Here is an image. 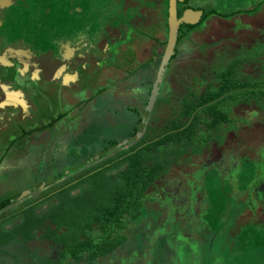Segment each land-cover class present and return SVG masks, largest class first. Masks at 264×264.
I'll return each mask as SVG.
<instances>
[{"label": "flooded vegetation", "instance_id": "af4514ba", "mask_svg": "<svg viewBox=\"0 0 264 264\" xmlns=\"http://www.w3.org/2000/svg\"><path fill=\"white\" fill-rule=\"evenodd\" d=\"M17 1L18 0H8V4L3 7L0 6V194L4 197L0 200V225L3 230H9L14 223L21 222L20 217H11L12 219H8L9 221L7 220L5 223L2 221L4 218L9 217L13 208L20 207L26 200H35L36 197L39 199L42 191L48 188H46L44 184L46 177L52 175L53 178L52 186H49V188L60 185L63 181L73 177V174H69L72 169H77L76 171L79 172L85 171L106 157L99 151L92 157H87L75 165H69L66 159L69 152L67 142L70 138L74 137L75 139L82 133L84 122L94 118L92 114L96 112L97 109L95 104L89 106V97L92 96L91 91L93 89L97 90H95L97 96L93 99L94 103L99 97L106 100L108 96L104 97V95L109 94V96H113L111 90L116 89L122 82H125L124 79L121 80L122 77L126 76L128 78L127 75L129 72L132 74V66H135V59H130L131 57L130 55L127 56L126 50L124 51V54H126L125 58H119V56L122 55V50L121 48H119L121 51L119 49L117 50V44L119 43L117 40L120 36L117 28L107 25L93 26V22L99 17L95 16L94 13L89 10V8L96 7L95 4L93 5V0H58V3H63L62 6L64 8H67L68 6L73 7L74 4L76 5L74 6L73 11H71V9L68 13H74L77 16L75 20L78 21V25L77 27H74L76 30L69 28L68 24L64 31L63 27L58 30L59 33L65 32V39H62V36H58L59 38H51L46 35H44L42 39L40 37H37L36 39L35 34H33L35 33V30L31 31V36H28L29 41L30 37H33L32 43L37 42L38 45L45 46L41 49H38L39 47H37V49L32 48L29 46V43H26L24 28H22L23 31L19 28L17 30L18 32L15 33L12 30L13 28H9L10 25H6L9 23V21L7 23L8 18H6L5 15L6 9L9 8V6L11 7V5ZM203 1L205 2L206 0ZM203 1L197 2L196 0H190L186 7L181 11L178 9L180 3H177V16L180 18L186 11L185 9L201 11L195 10L194 8L196 6H201ZM23 2L25 3V0H23ZM207 2L210 5L208 10L213 9V6H216L217 4L216 0H207ZM58 3L51 6L54 11L56 10ZM79 4H81L82 10H78L77 5ZM188 4L191 6H188ZM51 8L48 9L50 12H52ZM261 8L263 7L261 6ZM211 18L207 17L204 25L210 24ZM215 18L216 16L212 19ZM120 19L121 18L117 17V20ZM221 19L226 20L225 18ZM50 25L55 24L46 23V20H39L34 24V29L37 30L38 28L45 27V29L48 30L50 29ZM195 25L193 24V26ZM181 26L182 25L180 24L178 35ZM9 29L12 33L9 32ZM86 29H88V32ZM186 46V40L180 43L176 41L174 48V51H176L175 55L171 56L167 65L168 67L173 66V69H171L172 72H176L177 67L187 59L185 52ZM246 47L248 49L249 45ZM112 49H115V53L110 52ZM112 58L113 62H110ZM122 72H125V74L120 76ZM107 74H111V78H114V80L117 79V81H113L116 84V88H114V86H106L105 84H95L94 81L91 80L92 77L94 78V75L104 77L108 76ZM143 74L146 76V72H143ZM194 78L195 77L191 76L189 79L191 83L187 84V86L196 81ZM156 79L157 72L156 75L155 73L153 75L150 73V75L143 81L139 79L137 86L140 83L146 85L147 88L143 91L147 93L149 91L148 88L150 86L152 88ZM197 79L198 82H201V78ZM102 81L99 80V82ZM183 82L185 83L184 79L183 81H180V84H183ZM91 86H95V88L89 89ZM129 86H132L131 83ZM187 86L183 85V87L186 88V95L189 93ZM142 87L144 86H141V88ZM196 87L197 90L203 91L201 85L198 84ZM192 88H194V84ZM161 89L160 93L158 92V95L156 96V100L158 97H162V93H168L165 89ZM117 100L119 101L117 102ZM120 102V99L115 97L113 98V104L111 102H106L107 104L105 107L107 105L115 107V105ZM153 106L154 103L152 107ZM165 107L167 106L165 105ZM139 108L140 107L137 108L139 115L134 118L135 109L131 106L126 107V110L128 109L132 111L130 116H133V119L129 120L128 123L133 124L137 118L140 119L142 123L145 122V119L141 116V109ZM145 109H147V107ZM178 111H174V114L176 115ZM93 120L94 119H92L91 122L86 123V125L88 126L90 123H93ZM159 121L158 118L155 124L160 127L158 124ZM165 123L166 122L161 121V126L163 127ZM148 124L153 126L152 115L147 118L146 126L138 129L137 135L139 134V136L137 137L136 135V139L143 136ZM86 125L84 127H86ZM225 127L227 128V124ZM139 130L143 131H140L139 133ZM228 133L229 132L225 133L226 140L220 147H217L216 144H214L211 145L209 149L204 150L201 154L192 155L191 158L193 163L189 164V166L186 164L170 165L164 172L161 180L156 182L160 184L161 190L159 192H163L165 197L163 200L160 199L155 201L157 209L160 211V214L155 216V221L157 223L156 226L153 227L152 222L148 220V237L152 236L153 238L158 236V239H156L157 241L154 240L150 255L147 251L144 256L142 255L144 262L146 260L148 264H162L163 261V264H180L186 258L187 252H189L184 251V247H188L192 242L202 241L196 234L198 233L197 231H211V233L212 231H215V234L222 230L225 232L227 230V223L230 222L228 220L230 218L229 216H232V222H235L234 220L237 218L236 215L239 213H242L243 217L246 212H250L254 215L253 207L255 205L253 204L251 197L254 196V198L259 199L260 195L264 193V186L261 182V177H264V172L260 173V171H258L259 178L257 179V182L249 184L245 189V191H247L245 194L246 199L238 198V195L235 194V199L241 201L240 210L238 211V206L234 207V209L236 208L235 214H233L232 211L231 215L228 209L229 207H232L231 202L234 197L230 198V203H228L227 209L223 214L225 219L223 222L225 223L224 228L215 229V227H217L215 221L211 222V219L205 220L202 218L209 207L204 208V213L200 210L196 211L198 197L202 194V197L204 198L206 194L204 184L205 179H207V174L209 175V173L212 172L213 175H217L221 179L224 178L231 180L237 164L242 167L244 164L253 161L252 155L254 156L255 154L252 153L257 149L253 152L248 149L247 152L249 155L247 156L245 153L241 152V155L233 157L234 160L229 154H225L220 160L221 165L218 166L216 164L213 155L215 151L218 152L221 147L227 144ZM68 136L71 137L67 139ZM39 141L44 142V145L39 143ZM121 142L125 143L121 145ZM121 142H119V145L123 148L127 147L128 144H131L129 139L122 140ZM53 145H55V147ZM165 146L167 145L165 144ZM49 147L50 149H48ZM47 152L52 154L47 156ZM112 153H109L108 155ZM261 154L264 155L263 150L261 151ZM255 156L257 157V155ZM181 159H183V157L180 158V160ZM256 160L258 161V158ZM51 162L56 169L52 168V171H50L47 176L44 175L43 178L38 179L39 172L41 173L40 167L47 166L51 168ZM205 162L206 165H204ZM227 162L228 164H226ZM56 163L59 164L58 167ZM257 163L260 164L261 161ZM185 166L192 168L189 170L190 172L181 173V171H178L177 176L172 179L169 178V174H171L174 168H184ZM58 169L64 170L67 174L65 179L61 180L60 178H56L54 172L56 170L58 171ZM113 171L116 170L113 169L112 171H108L107 175ZM221 173L225 175H221ZM227 182H230V184H227ZM238 182L239 181L237 180L233 183L232 181L223 180L219 187L225 188L228 185L231 187V190H233V187L237 189L240 185V182ZM86 186V184L82 185V187ZM18 188L27 193L26 198H23V200H20L19 202L13 201L12 203H8L10 197L7 198V192H14L13 190H18ZM75 190L78 189H73L71 192ZM222 191H224V189H222ZM237 192L241 193L244 191L241 190L239 192V190H237ZM158 195L160 198V194ZM207 198L208 197L204 198L206 205L210 202ZM56 202L57 200L54 199L53 203L55 204ZM213 206L215 205L213 204ZM220 207L221 205L214 208L220 209ZM212 210L214 209L211 207L210 211ZM35 212L39 214L37 209ZM247 217H249V220H246L247 223L255 226L256 223H254L250 216ZM251 217L253 216L251 215ZM242 219L245 221L244 218H241L240 220ZM209 221L212 227L209 226ZM238 223H235V226L238 228L240 227L242 230L253 228L251 225H246L247 223ZM254 229L257 230L256 228ZM227 232L231 234V236L234 234L229 231V228ZM242 233V237L241 234L238 236L241 241L246 239L245 236L248 234L246 230ZM252 233L251 235L254 237V233ZM254 240H257V236L254 237ZM157 244L165 246L162 262L159 261L160 258H155ZM0 248H3V250L6 249L4 246ZM0 251L3 252L1 249ZM134 252L135 250L130 253H133L134 255L136 253ZM3 255V253H0V258L3 257ZM134 256L136 257V254ZM1 262L2 264L4 263L3 261ZM128 264L131 263L129 262Z\"/></svg>", "mask_w": 264, "mask_h": 264}, {"label": "trees", "instance_id": "16d2710c", "mask_svg": "<svg viewBox=\"0 0 264 264\" xmlns=\"http://www.w3.org/2000/svg\"><path fill=\"white\" fill-rule=\"evenodd\" d=\"M260 2L258 1V8L261 6ZM206 4H209L207 0L194 9L203 11L205 16L207 13H215L214 15L226 19H231L237 13L243 15L255 11L239 8L219 13L214 9H203ZM120 5L121 11L124 12V3L118 4L116 8H120ZM140 13L144 15L143 11ZM136 14L132 15L130 20L135 24L133 35L141 34L136 23L140 15ZM157 30L163 35V39L157 38L158 45L164 47L167 41V25H162ZM259 30L256 31L254 43H249L248 49L244 44L235 42V56L229 64L217 68L210 78L203 75L201 82L197 81V77L194 78V88L193 84L187 86L189 93L181 102V108L162 128L155 124L160 117L159 105L168 106L171 113L175 111V107L169 106L168 99L163 96L154 102L153 126L148 124L143 136L125 148L121 147L119 142L125 139L131 142L138 133L137 125L141 123L138 118L133 124L128 123L130 118H133L130 116L132 111H124L127 114H124V122L128 130H124L126 134L121 137L107 136L104 130L100 129L102 121L98 119L90 123L88 126L91 127V134L86 132L89 135L88 140L86 135L80 143L70 146L66 156L67 162L69 165H75L99 151L106 157L60 185L45 189L39 199L36 197L37 200H26L20 207L13 208L9 217L4 218L2 222L5 223L14 217H20L21 222L14 223L9 230H3L0 225V247H6L4 250L0 248L3 251L0 253L4 254L0 258V264L1 261L3 264H104L103 260L107 258L114 260L116 251L124 245L128 250L130 247L135 250V264H148L142 258L145 252L141 249L149 239L148 220L152 222L153 227L157 224L155 216L160 214V211L155 201L160 200L158 191L161 189L160 184L156 182L161 180L167 168L179 164L189 166L193 163L192 155L201 154L214 144L220 147L226 140L225 133L229 132L228 129L233 127L237 120L233 116L234 112L238 113L241 108H247L250 116L256 113L259 118H264V79H261V82H255L256 78L251 81L252 76L242 72L249 64H255V67L262 71L259 75L264 74V30ZM179 31L181 33L178 43L184 41L190 29L182 25ZM123 37L125 38L120 43L130 40L126 35ZM198 84L203 87V91L197 90ZM150 88L151 86L149 91ZM147 98L143 103L146 107ZM106 104L102 98H97L95 107L100 115L96 118L102 119L101 115L105 117L104 109L100 111V108ZM138 115V109H135L134 116ZM109 153L112 154L108 155ZM51 165V168H55L52 162ZM56 165L59 166L58 163ZM51 168L41 166V173L39 172L37 178L47 176ZM113 169L116 174L107 175V172ZM55 172L54 174H57ZM58 177L60 175L56 176ZM83 184L87 185L86 190L83 189L76 196L70 194L73 189L83 188ZM239 184L241 186V183ZM238 190L241 191L239 188ZM54 199L57 200L55 204ZM13 201L14 198H10L8 203ZM240 202L232 199L233 214L237 205L238 211L240 210ZM43 204L48 205V208L40 214L36 213V209ZM229 217L227 230L233 218ZM227 230L225 233H228ZM46 242L51 243L48 249L40 250L37 247V244L42 246ZM164 249L165 246L157 244L155 258H160L161 262ZM246 256L251 258L248 251ZM249 263L253 264L252 261ZM261 263L264 264V255ZM240 264L247 262L244 260L242 263L240 260Z\"/></svg>", "mask_w": 264, "mask_h": 264}, {"label": "rangeland", "instance_id": "374dc122", "mask_svg": "<svg viewBox=\"0 0 264 264\" xmlns=\"http://www.w3.org/2000/svg\"><path fill=\"white\" fill-rule=\"evenodd\" d=\"M93 5L95 4L96 7L89 8V10L94 13L97 17V20L93 22V26H112L113 28H117L118 33L120 36L118 37L119 43L117 45V50L121 48L122 55L119 56V58H125L124 51L126 50L127 56L130 55V59H135V66H132V74L129 72L127 75L128 78L122 77L121 80H125V82H122L119 87L116 88V84L113 81H117V79L114 80V78H111V74H107L108 76L101 77L100 75H94V78L92 77L91 80L94 81V83H98L99 85H106V86H114L116 89H112L111 92H113V96H109V94L104 95L108 96L104 100V103L111 102L113 104V98L117 97L120 99V103H117L115 107L113 106H106L105 105L100 108V111L104 109L105 117L104 115H101L100 119L99 117L96 118V116H99L100 114L98 111L94 112L92 116L94 118L89 119L87 122H84L83 125V131L81 134H79L75 139L74 137L70 138L71 136H68L67 139L70 138V140L67 142L69 145V148L73 144L80 143L85 136L90 133L89 126L86 125V123L91 122L92 119H94L92 122L94 123L96 119L99 121H102L101 130L105 132L107 136L111 137H121L122 135L126 134L124 130H128V127H126L124 122V114L127 115L124 111L126 110L127 106H131L134 109H141V116L145 119V122H141L139 125H137L138 128L145 127L146 121L149 116H153L154 114V106L148 110H146V106L143 104L145 102V99L147 98V93L143 91L147 88L144 84H139L137 86V82L139 79L143 81L147 76L152 73V75L157 72V69L159 67L161 56L164 50V47H160L157 42L158 39H163V35L159 33L157 30L158 28L164 27V25H167V17L166 13L168 10V7H166V2L168 3V0H93ZM124 3L125 11H121V5L120 8H116L117 4ZM190 1V0H189ZM187 0H180L178 1L179 4V10H183L184 7H186L187 3H189ZM197 2L203 1V0H196ZM217 4L216 6H213V9L216 12L222 13L227 10H234V9H255L254 12H246L243 15H239L240 13H237V15H233L231 19H221L222 17H219L215 13H207L206 16L203 14L199 17V20L195 23H193L195 26L193 27V24L189 23H181L184 27L187 29H190V31L186 33L185 39L186 40V57L185 62L182 63L179 67H177L176 72H172L171 69H173V66H167L166 64L164 68V72L161 74L160 82H159V93L160 89L165 91H168V93H162V96L166 97L169 102V106L175 107V112H177L180 108L182 99L184 96H186V88L183 87V85L187 86V84L191 83L189 80L192 77L201 78L203 75L208 76L207 78H210L214 73L217 71V68L222 66L223 64H229L232 60L231 58L234 57L236 52V43H242L245 44L243 46L249 45V43H254L253 39L256 36L257 30H264V0H216ZM257 1V2H256ZM258 1L260 2L261 6L258 8ZM204 2V1H203ZM23 0H18L17 2L13 3L11 7L6 9V18L7 23L6 25H10L9 28H13L12 30L16 33L17 30L20 28L21 31H23L22 28H24L25 33V40L26 43H29L32 48L38 49L44 48L43 45H38L37 42L32 43L33 37H30V41L28 36H31V31L35 30V38L42 37L46 35L47 37H55L62 39H65V32L59 33V29H62L63 31L67 28L66 25H69V28L75 29L74 27H77L78 21L75 20L77 16L73 14H69L68 11H73V7L68 6L67 8H64L62 5L63 3H58V0H25V3L23 4ZM58 3V6L56 10L54 11L53 7L55 4ZM127 4V5H125ZM130 4H133L134 6H130ZM23 5V6H22ZM130 6V7H128ZM188 6H191L188 4ZM128 7V8H127ZM142 7H145L143 9ZM51 8L50 12L48 9ZM78 10L81 9V4L77 5ZM191 8V7H190ZM205 10L207 8H210L209 4H206L203 9ZM82 10V9H81ZM185 10H192V9H185ZM184 10V11H185ZM77 11V10H76ZM140 11L144 12V15L140 13ZM146 11V12H145ZM183 11V12H184ZM140 15L139 18H137L136 23L138 24V30L141 34H135V24H133L131 20V16L134 14ZM136 14V15H137ZM121 16V20H117V17ZM182 16V15H181ZM215 19H212L215 17ZM11 17V18H10ZM207 17H212L210 19V24L204 25L206 22ZM39 20H46V23L49 24H55L50 25V29L38 28L37 30L34 29V24ZM200 21V22H199ZM80 22V21H79ZM67 25V26H68ZM86 25V24H85ZM61 27V28H60ZM8 28V26H7ZM55 28V29H53ZM74 30V31H75ZM88 32V29H86ZM84 30V31H86ZM259 30V31H260ZM9 32L12 33V31L9 29ZM180 31L178 37L180 36ZM91 35V34H90ZM124 35L128 36L130 40H127L129 42H122L120 41L125 38ZM154 35V37H152ZM27 36V37H26ZM34 36V35H33ZM59 36V37H58ZM133 36V38H132ZM132 38V39H131ZM188 43V44H187ZM122 44V45H121ZM124 49V50H123ZM111 53H115V49L110 50ZM174 51V54L175 55ZM240 55V54H239ZM110 62H113V58ZM264 64V63H263ZM168 67V68H167ZM264 67V66H263ZM262 67V69H263ZM134 72V73H133ZM143 72H146V76L143 74ZM187 72V73H186ZM243 74L251 75V81L255 78L257 81L255 82H261V79H264V74L259 75L261 69L258 67H255V64H249L242 70ZM125 72H122L120 76H123ZM133 77H132V76ZM201 76V77H200ZM131 78V79H129ZM153 78V77H152ZM185 81L183 84H180V81ZM102 81V82H99ZM119 80V79H118ZM132 80V81H131ZM131 83L132 86H129ZM118 86V85H117ZM137 86V87H136ZM141 86H144L141 88ZM95 88L90 87L89 89ZM93 89L91 91V95L89 98V106L96 104L94 103V98L97 96V90ZM115 96V97H114ZM161 96V95H160ZM119 100H117L118 102ZM133 104V106H132ZM95 106V105H94ZM97 107V105H96ZM116 109V110H114ZM251 110V109H250ZM159 122L158 124L161 126V121L168 122L171 117H174L175 114L171 113L170 108L165 107L164 104L159 105L158 107V116ZM233 116L235 117L236 122L234 123L233 127L229 128V133L227 135V144L221 147L218 152L215 151L213 155V159L216 161V164L220 166V160L223 158L225 154H229L231 158L234 160V156L241 155L242 153H245L246 156L249 155L247 150H251L253 152L255 149H257L254 153L257 155V157L252 155L253 161H250L246 164H244L242 167L238 166L236 167L235 172L233 173V177L231 180L229 179H221L217 175H213V173L207 174V179H205V196L208 197L207 199L210 201L208 205H206V201L202 197V194H200V197H198L197 200V209L196 211H203L204 208L209 207V209L205 212L203 215V219L210 220L211 222L215 221V225L217 223V227L215 229H222L225 227L224 222V216L227 209L228 203H230V198L234 197L235 194L238 195V198L246 199L245 194L247 191L245 189L249 186L251 183H256L257 179L259 178L258 171L264 172V155L261 154V151H264V118H259V114L253 113V115L250 116V112L247 108H241L238 113L234 112ZM128 117V116H127ZM135 118V116H134ZM133 118H130L132 120ZM86 125V127H84ZM159 127V126H158ZM105 128V129H104ZM241 128V129H240ZM143 131V130H142ZM87 132V133H86ZM139 134L137 135V137ZM89 138V135L86 136V139ZM136 138L131 139V143L134 142ZM88 140V139H87ZM126 140V139H125ZM39 143H44L40 142ZM129 143V142H127ZM57 144V143H56ZM55 144V145H56ZM44 145V144H43ZM55 145H53L55 147ZM129 145V144H128ZM52 147V148H54ZM51 148V149H52ZM50 149V147L48 148ZM50 153H46L48 156ZM52 154V153H51ZM50 154V155H51ZM261 154V155H260ZM41 155V154H38ZM43 155V154H42ZM37 156V155H36ZM241 157V156H239ZM258 158V161L256 160ZM255 159V160H254ZM261 161V163H257ZM39 163V161H38ZM228 164V162L226 163ZM198 165V164H196ZM206 165V162L204 163ZM239 167V169H238ZM76 168V167H75ZM72 169V168H71ZM192 168L188 167H176L172 170L171 174H169V178H173L177 176L178 171H181V173L190 172ZM52 171V168L49 169ZM77 169H72L69 174L76 175L79 173V171H76ZM246 170V171H245ZM237 172V173H236ZM57 175H60L57 179H65L67 177V174L64 172V170L58 169ZM227 173V172H226ZM116 171L111 172L109 175H115ZM66 175V176H65ZM221 175H225L222 174ZM171 176V177H170ZM258 176V177H257ZM52 175H49L45 178V186L46 188L49 186H52ZM60 180V181H61ZM224 181H232L236 182L239 181L241 183V186H239V189L244 191L241 193H238L237 189L233 187V190H231V187L227 185L225 188L219 187L222 182ZM59 182V181H58ZM261 182L264 186V177H261ZM227 184H230V182ZM245 186V187H244ZM47 188V189H48ZM83 189H87L86 187H83L81 189L75 190L73 192H70L72 196H76L79 193L82 192ZM217 189V191L215 190ZM224 189V191H222ZM14 192H7V198H14V202H19L20 200H23V198H26L27 193L25 191H22V189L17 190L14 189ZM235 191V192H234ZM222 192V193H221ZM232 192V193H231ZM160 199L163 200L165 197V194L163 192H159ZM159 196V195H158ZM252 196V195H251ZM4 197L0 194V200H2ZM253 200V204L255 205L253 208L254 215L250 212H246L244 214V217L242 216V213H239L236 215L237 218H235V222H232L229 224V231L233 232L234 234L231 236L229 233H225L223 230L220 232V234H215V231H197L196 233L200 240V242H192L187 246L184 247V251L187 252L186 258L180 263V264H240V260H245L247 264H250L249 262L252 261L253 264H263L262 262V256L264 255V193H262L259 197V199L254 198V196L251 197ZM205 202V203H204ZM215 204V206H213ZM220 207V209H215L214 207ZM48 205H42L37 208V212L39 214L43 211H45L48 207ZM239 206V205H237ZM211 207L214 209L210 211ZM203 208V209H202ZM239 208V207H238ZM236 209V208H235ZM228 211H233L232 207H229ZM204 213V211H203ZM177 215V214H176ZM251 215L253 217H251ZM256 223L258 226H254L250 223H247L246 220H249V217ZM179 217V215H178ZM255 217V218H254ZM241 218H244L245 221L240 220ZM260 218V220H259ZM259 220V221H257ZM239 222V223H238ZM223 223V224H222ZM235 223L238 224H244L251 225L253 228L249 229H241L235 226ZM252 223V222H251ZM209 226H211V223L209 221ZM245 226V225H244ZM243 226V228H244ZM246 227V226H245ZM227 228V226H226ZM256 228L257 230H255ZM247 231L248 234H246V239L242 240L238 237L241 234V237L243 235V231ZM254 233V237L257 236V240H254V237H252L251 233ZM252 233V234H253ZM153 234V233H152ZM148 241L146 242V245L141 249L142 252H148L149 248L154 243V240L158 239V236H155L152 238V236L148 237ZM239 238V239H238ZM132 239H130L131 241ZM194 240V238H193ZM239 240V241H238ZM157 241V240H156ZM246 242V244H245ZM130 243V242H129ZM50 242L44 243L42 246L40 244H37V247L41 249H48L50 246ZM131 246V244H130ZM129 247V246H128ZM121 248V249H120ZM116 253L117 256L115 259L107 258L103 260L104 264H128L129 262L131 264H135V260L133 259V253L132 247L128 250L127 247L124 245V247H120ZM55 249V248H54ZM128 250V252H127ZM251 250V251H249ZM247 251L250 253V257L248 259V256H246ZM126 252V253H125ZM115 253V254H116ZM263 253V254H262ZM262 254V255H261ZM112 257V256H111ZM111 260V261H110ZM192 263H191V262Z\"/></svg>", "mask_w": 264, "mask_h": 264}, {"label": "water", "instance_id": "95a60500", "mask_svg": "<svg viewBox=\"0 0 264 264\" xmlns=\"http://www.w3.org/2000/svg\"><path fill=\"white\" fill-rule=\"evenodd\" d=\"M180 0H168V10H167V41L161 56V61L159 67L157 69V79L152 85V88L149 92V98L147 101V109L152 107L153 103L156 100V96L159 92V82L161 78V74L164 72V68L168 61L170 60L171 56L174 54V48L177 41L178 35V28L181 23H189L193 24L199 20L201 16V11H193V10H186L182 16L179 18L177 16V3ZM8 4V0H0V6L3 7L4 5ZM142 130H139V133ZM125 142H121L123 145ZM120 145V146H121Z\"/></svg>", "mask_w": 264, "mask_h": 264}]
</instances>
